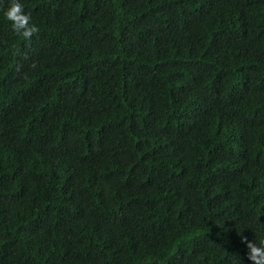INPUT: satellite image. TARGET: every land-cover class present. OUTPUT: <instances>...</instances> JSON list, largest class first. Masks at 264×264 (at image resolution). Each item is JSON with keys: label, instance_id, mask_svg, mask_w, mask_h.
Segmentation results:
<instances>
[{"label": "trees", "instance_id": "1", "mask_svg": "<svg viewBox=\"0 0 264 264\" xmlns=\"http://www.w3.org/2000/svg\"><path fill=\"white\" fill-rule=\"evenodd\" d=\"M0 0V264H254L264 0Z\"/></svg>", "mask_w": 264, "mask_h": 264}, {"label": "clouds", "instance_id": "2", "mask_svg": "<svg viewBox=\"0 0 264 264\" xmlns=\"http://www.w3.org/2000/svg\"><path fill=\"white\" fill-rule=\"evenodd\" d=\"M6 18L11 21L12 30L23 37L26 41L31 42L34 35L39 34L38 25L32 23L31 13H26L24 5L19 0H12L8 7ZM248 248V258L254 264H264V241L260 245L254 241H248L246 237L242 238Z\"/></svg>", "mask_w": 264, "mask_h": 264}]
</instances>
